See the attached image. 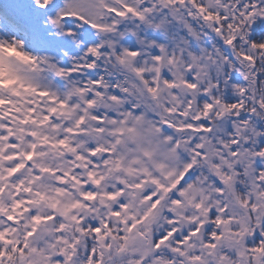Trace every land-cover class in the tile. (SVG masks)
Wrapping results in <instances>:
<instances>
[{
  "label": "snow or ice",
  "instance_id": "1",
  "mask_svg": "<svg viewBox=\"0 0 264 264\" xmlns=\"http://www.w3.org/2000/svg\"><path fill=\"white\" fill-rule=\"evenodd\" d=\"M0 264H264V0H0Z\"/></svg>",
  "mask_w": 264,
  "mask_h": 264
}]
</instances>
